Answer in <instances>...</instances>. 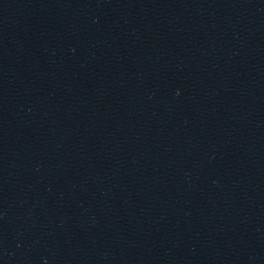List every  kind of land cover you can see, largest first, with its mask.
<instances>
[{"label": "water", "instance_id": "water-1", "mask_svg": "<svg viewBox=\"0 0 264 264\" xmlns=\"http://www.w3.org/2000/svg\"><path fill=\"white\" fill-rule=\"evenodd\" d=\"M0 264H264V0H0Z\"/></svg>", "mask_w": 264, "mask_h": 264}]
</instances>
